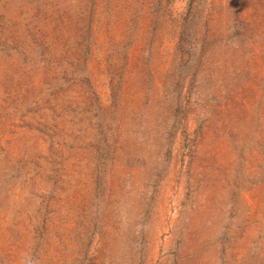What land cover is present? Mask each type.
<instances>
[{"label":"rangeland","instance_id":"374dc122","mask_svg":"<svg viewBox=\"0 0 264 264\" xmlns=\"http://www.w3.org/2000/svg\"><path fill=\"white\" fill-rule=\"evenodd\" d=\"M0 264H264V0H0Z\"/></svg>","mask_w":264,"mask_h":264}]
</instances>
